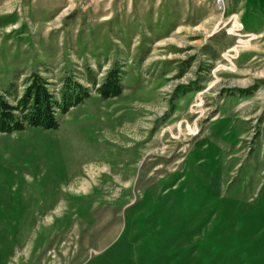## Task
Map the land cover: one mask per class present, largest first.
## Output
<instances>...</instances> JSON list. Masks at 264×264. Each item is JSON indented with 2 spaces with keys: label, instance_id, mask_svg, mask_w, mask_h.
Returning <instances> with one entry per match:
<instances>
[{
  "label": "rangeland",
  "instance_id": "1",
  "mask_svg": "<svg viewBox=\"0 0 264 264\" xmlns=\"http://www.w3.org/2000/svg\"><path fill=\"white\" fill-rule=\"evenodd\" d=\"M34 73L90 96L0 134V264H264V0H0L9 102Z\"/></svg>",
  "mask_w": 264,
  "mask_h": 264
},
{
  "label": "trees",
  "instance_id": "2",
  "mask_svg": "<svg viewBox=\"0 0 264 264\" xmlns=\"http://www.w3.org/2000/svg\"><path fill=\"white\" fill-rule=\"evenodd\" d=\"M25 84L22 94L15 97L14 103L8 101L11 95L7 91L0 90V134L19 132L30 127L55 129L58 115L66 114L90 96L87 87L71 78L63 82L58 99L49 89V83L38 74L30 75ZM95 91L102 100L120 95L121 71L111 70Z\"/></svg>",
  "mask_w": 264,
  "mask_h": 264
},
{
  "label": "crops",
  "instance_id": "3",
  "mask_svg": "<svg viewBox=\"0 0 264 264\" xmlns=\"http://www.w3.org/2000/svg\"><path fill=\"white\" fill-rule=\"evenodd\" d=\"M243 6V5H242ZM242 6L239 8L238 7V10H236V12L238 13V14H241L242 12H243V10H242Z\"/></svg>",
  "mask_w": 264,
  "mask_h": 264
},
{
  "label": "built area",
  "instance_id": "4",
  "mask_svg": "<svg viewBox=\"0 0 264 264\" xmlns=\"http://www.w3.org/2000/svg\"><path fill=\"white\" fill-rule=\"evenodd\" d=\"M222 1L223 0H217L218 5H221L222 4Z\"/></svg>",
  "mask_w": 264,
  "mask_h": 264
}]
</instances>
